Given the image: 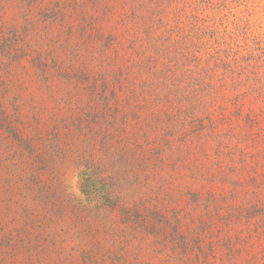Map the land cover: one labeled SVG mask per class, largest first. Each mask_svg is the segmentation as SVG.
<instances>
[{
    "label": "rangeland",
    "instance_id": "rangeland-1",
    "mask_svg": "<svg viewBox=\"0 0 264 264\" xmlns=\"http://www.w3.org/2000/svg\"><path fill=\"white\" fill-rule=\"evenodd\" d=\"M0 264H264V0H0Z\"/></svg>",
    "mask_w": 264,
    "mask_h": 264
},
{
    "label": "trees",
    "instance_id": "trees-1",
    "mask_svg": "<svg viewBox=\"0 0 264 264\" xmlns=\"http://www.w3.org/2000/svg\"><path fill=\"white\" fill-rule=\"evenodd\" d=\"M157 15L158 14L155 13V15H153V17L156 18ZM157 21L159 23H161V19H157ZM160 52H162V51H159V49H158L156 54H160ZM182 54H181V56H183ZM160 56H161V54H160ZM169 62L170 63L174 62L173 65H175L177 63L176 61L170 60V59H169ZM177 64L183 65L180 62H178ZM167 72L168 71L163 72L162 80L160 81L161 82V84H160L161 89L164 90V86H165L166 90L165 91L162 90V91H163V94L166 96L170 95L174 99L182 100L183 98L189 97L190 95H197V92L200 93L202 90H205V89L211 90V88H201V83L199 81H197L196 76L188 77L189 80L191 81V85H188V84H185L183 82V80H185V78H187V77L184 78V75H185L184 73L183 74H176V73L167 74ZM163 82H165V85ZM205 86H208V85H205ZM162 91H160V92L162 93ZM88 190H89V188H88Z\"/></svg>",
    "mask_w": 264,
    "mask_h": 264
},
{
    "label": "water",
    "instance_id": "water-1",
    "mask_svg": "<svg viewBox=\"0 0 264 264\" xmlns=\"http://www.w3.org/2000/svg\"><path fill=\"white\" fill-rule=\"evenodd\" d=\"M81 181H82V180L80 179V181H77V182H76V188H78L79 190H82V189H81V183H80Z\"/></svg>",
    "mask_w": 264,
    "mask_h": 264
}]
</instances>
